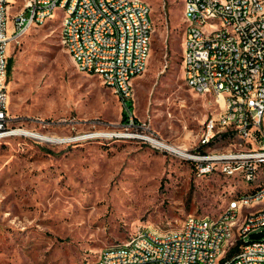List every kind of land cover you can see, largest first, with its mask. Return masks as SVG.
I'll return each mask as SVG.
<instances>
[{"label": "rangeland", "instance_id": "obj_1", "mask_svg": "<svg viewBox=\"0 0 264 264\" xmlns=\"http://www.w3.org/2000/svg\"><path fill=\"white\" fill-rule=\"evenodd\" d=\"M27 1L13 0L10 13ZM145 1L152 49L134 80L129 116L168 143L201 150L219 107L185 82L184 2ZM8 88L12 127L61 140H0V264H89L146 229H177L189 214L217 218L248 186L240 177H199L180 156L113 135L124 131L126 105L98 76L77 69L61 42L60 11L9 43ZM96 132L112 135L83 138Z\"/></svg>", "mask_w": 264, "mask_h": 264}, {"label": "built area", "instance_id": "obj_2", "mask_svg": "<svg viewBox=\"0 0 264 264\" xmlns=\"http://www.w3.org/2000/svg\"><path fill=\"white\" fill-rule=\"evenodd\" d=\"M183 2L185 82L198 95L213 97L219 107L205 123L202 149L180 150L146 132L132 116L124 131L113 135L141 139L180 156L199 177H240L241 187L243 182L248 186L228 199L217 218L189 214L177 229H146L102 249L89 264H221L239 241L240 251L225 264H264V0ZM10 4L0 0V140L28 136L55 142L54 135L11 126L8 45L57 11L62 45L77 69L98 76L124 102L134 97V80L146 70L152 49L154 20L148 2L28 0L14 15ZM99 135L112 134L83 138ZM228 139L235 143L224 148Z\"/></svg>", "mask_w": 264, "mask_h": 264}, {"label": "trees", "instance_id": "obj_3", "mask_svg": "<svg viewBox=\"0 0 264 264\" xmlns=\"http://www.w3.org/2000/svg\"><path fill=\"white\" fill-rule=\"evenodd\" d=\"M124 104L126 105V110L123 111V121L126 122L128 121L129 113H131L132 110V99L126 100ZM241 244V241H239L234 246H232L226 253L225 258L222 259L221 264H225L227 260H230L233 256H235L240 251Z\"/></svg>", "mask_w": 264, "mask_h": 264}, {"label": "bare ground", "instance_id": "obj_4", "mask_svg": "<svg viewBox=\"0 0 264 264\" xmlns=\"http://www.w3.org/2000/svg\"><path fill=\"white\" fill-rule=\"evenodd\" d=\"M10 1L13 2V0H10ZM22 132H24V131H22ZM26 134H28V133H26ZM53 140H54V141H59V140H61V139H59L58 137H55V138H53ZM173 145H174V147H176V148H180V150H185V149H187V148L182 147V146L177 145V144H173Z\"/></svg>", "mask_w": 264, "mask_h": 264}]
</instances>
